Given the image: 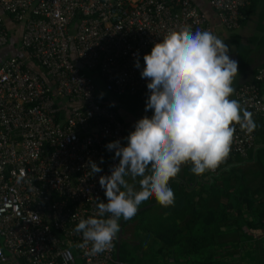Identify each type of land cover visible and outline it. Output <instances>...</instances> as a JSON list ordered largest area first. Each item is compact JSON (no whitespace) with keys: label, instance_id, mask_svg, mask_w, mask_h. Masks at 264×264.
Returning a JSON list of instances; mask_svg holds the SVG:
<instances>
[{"label":"built area","instance_id":"2783aa9c","mask_svg":"<svg viewBox=\"0 0 264 264\" xmlns=\"http://www.w3.org/2000/svg\"><path fill=\"white\" fill-rule=\"evenodd\" d=\"M250 1L207 0L226 29L240 25ZM4 14L23 22L26 56L0 60V264H109L118 233L110 248L92 254L74 232L95 215L98 198L106 202L99 177L118 158L105 146L122 143L127 130L97 97L92 73L106 90L146 101L143 55L173 30L213 33L212 24L193 0H0V46L8 40ZM263 87L259 64L235 89L253 117L264 116ZM65 103L72 104L66 112ZM235 128L231 151L245 154L254 133ZM89 159L102 171L88 176Z\"/></svg>","mask_w":264,"mask_h":264},{"label":"clouds","instance_id":"9594fccd","mask_svg":"<svg viewBox=\"0 0 264 264\" xmlns=\"http://www.w3.org/2000/svg\"><path fill=\"white\" fill-rule=\"evenodd\" d=\"M229 52L228 44L212 32L184 27L155 42L143 55L142 68L136 56L134 66L147 80L145 112L152 115L135 121L126 144L116 139L105 146L118 158L110 174L99 177L106 202L98 198L95 215L81 218L74 228L92 254L110 248L121 218H134L145 201L173 205L169 182L182 166L191 165L192 173L202 175L226 162L235 125L249 134L254 131L252 114L231 99L239 69ZM85 167L88 176L102 171L91 159Z\"/></svg>","mask_w":264,"mask_h":264},{"label":"trees","instance_id":"16d2710c","mask_svg":"<svg viewBox=\"0 0 264 264\" xmlns=\"http://www.w3.org/2000/svg\"><path fill=\"white\" fill-rule=\"evenodd\" d=\"M257 1L251 0L241 12L250 14ZM244 22L245 17L241 16L239 24ZM237 44L239 73L236 78L248 63L249 52L246 49L250 48L238 41ZM102 84L104 86V82ZM233 85L234 89L239 85L236 79ZM252 119L256 125L254 139L245 154L231 151L226 162L214 172L208 171L202 175L192 173L191 165H184L177 178L170 181L175 194L173 205L163 207L154 203L157 202L154 198L141 204L153 203L127 220H135L139 231H148L141 243L151 246L159 243L162 249L169 246L170 250H175L174 255L188 264H264V246L258 245L254 249L251 245L255 230L264 233V195L262 188L249 184V180L257 176L264 166V116L255 115ZM195 181L197 184L193 186ZM260 183H264L263 175ZM246 244L255 250L252 260L243 262V257H237L233 250L228 252V248ZM129 246L125 240L119 242V264L141 263L138 259L141 260L142 255L131 252ZM177 250L179 253L176 254ZM229 253L231 257H228Z\"/></svg>","mask_w":264,"mask_h":264},{"label":"crops","instance_id":"0c3cea01","mask_svg":"<svg viewBox=\"0 0 264 264\" xmlns=\"http://www.w3.org/2000/svg\"><path fill=\"white\" fill-rule=\"evenodd\" d=\"M193 2L201 11L206 13L209 21L212 24L213 34L219 36L222 40L225 41L226 44H228L230 49L229 52L230 58L237 60V56H238L237 49H239L237 41L243 45L245 43L250 42L249 46L253 48L252 51V54H254L253 58L264 54V47L256 49L254 47V44L251 43L249 38L250 35H252L253 33H255L256 35V32H258L257 25L259 24V21H262L261 18L264 16V0H258L257 1L258 4L255 5V8H253V11L250 14H245L242 12V16L245 17L246 24L244 22V24H240L237 28H234L232 30L226 29L219 22L216 13L214 12L213 8L208 4L207 0H193ZM4 19H5L6 28L8 30V40L10 38L13 47L7 46L8 40L5 44L1 45L0 60H2L4 57H9V56H22V57L26 56V52L22 50L20 46L22 27H20L17 24L19 23L18 21L12 20V18H10L9 15L4 14ZM261 63H264V57L261 58L258 62L256 60H253L251 64L247 63L245 65V69L236 78V84H240L243 81L251 80L255 68ZM27 64L30 67H32L34 70L38 69L40 72L42 71V66H40L39 62L37 63L36 61L29 59ZM92 74L96 81V90L100 101L105 105H107L108 107H110L111 109L115 110L118 117L126 124L127 130L122 139V144H126L127 141L124 138L128 135V133L131 130H133L135 121L144 115L151 116L152 112L150 110L148 112H145V101H142L139 98H136L128 94H118L106 90L102 84L103 82L102 77H100V75L96 73H92ZM232 86L235 88V85ZM231 99H233V95ZM65 104L67 105V103ZM77 104L79 103L73 102V105H77ZM66 105L64 109L65 112L72 106V104H68L67 107ZM260 179H261L260 176L259 177L253 176L252 180H249V184L252 187L255 186L257 188H262L263 190L262 195H264V188H263L264 183H260ZM196 184L197 182L195 181L193 183V186H195ZM136 188L139 189L138 184L136 185ZM151 205H153V203L140 205L138 212L148 208ZM148 214L150 215L151 213ZM145 217H147V213ZM119 223H120L119 242L121 240H125L130 245L128 248L131 252L142 255L141 260L140 258L138 259L141 263L137 262L130 264H188L186 261H183V258L180 257L178 258V255H174L175 250H173L172 248H171L172 250H170L169 246L162 249L159 243L153 246L147 245L145 244V242L141 243L140 241H142L143 238L146 237L149 233L148 231H144V230L139 231V229H137L138 226L135 220L125 222V220L121 218ZM263 239H264V233L262 232V230L259 229L255 230L253 239H251V243H252L251 245L254 246V249H257L258 245H260V247L264 245L262 244ZM118 244L117 247L115 248L114 259L116 258V253L118 254ZM243 247L244 246L239 245L237 247L228 248V252L230 250H233L234 251L233 253L236 254L237 257L242 258L243 253H245L243 251L244 250ZM254 249L252 251L255 252ZM178 251L179 250L176 251V254L179 253ZM115 261L116 260L110 262L109 264L112 263L115 264Z\"/></svg>","mask_w":264,"mask_h":264},{"label":"rangeland","instance_id":"374dc122","mask_svg":"<svg viewBox=\"0 0 264 264\" xmlns=\"http://www.w3.org/2000/svg\"><path fill=\"white\" fill-rule=\"evenodd\" d=\"M264 16L262 17V21H261V23L260 24H258L257 25V30H258V32H256V35H255V33H253L252 35H250L249 36V38H250V41H251V43H253L254 44V47L256 48V49H259V48H263L264 47ZM248 23V22H247ZM20 27H22L23 26V22H19V23H17ZM245 24H246V22H245ZM249 25V24H248ZM249 44H250V42L249 43H245L244 45L245 46H249ZM243 45V44H242ZM7 46H9V47H13V44H12V41L10 40V38H9V40H8V43H7ZM250 48L247 50L246 49V51L247 52H249V55H248V57H249V59H248V63H250L251 64V62L253 61V60H256L257 62L261 59V58H263L264 57V54H262V55H259V56H257V57H255V58H253V55L254 54H252V51H253V48H251V46H249ZM245 69V67L243 68V70ZM235 79H236V77H235ZM132 96H134V95H132ZM134 97H136V96H134ZM136 98H138V97H136ZM263 154H264V150H263ZM263 160H264V155H263ZM258 174V173H257ZM262 175L264 176V166L263 167H261V172H259V174L257 175L258 177L260 176V177H262ZM138 190V189H137ZM262 244H264V239H263V241H262ZM264 246V245H263ZM253 247L252 246H250V245H245L244 247H243V251L245 252V253H243V262H245V260H252V257H253V253H254V251H252L253 249H252ZM250 254H252L251 256H250ZM246 255V256H245ZM249 255V256H248ZM231 257L232 255H231V253H229L228 254V257Z\"/></svg>","mask_w":264,"mask_h":264},{"label":"water","instance_id":"95a60500","mask_svg":"<svg viewBox=\"0 0 264 264\" xmlns=\"http://www.w3.org/2000/svg\"><path fill=\"white\" fill-rule=\"evenodd\" d=\"M119 238H120V231L118 232V237H117V244H118V242H119ZM115 264H118V262H119V257H118V254L116 253V258H115Z\"/></svg>","mask_w":264,"mask_h":264}]
</instances>
